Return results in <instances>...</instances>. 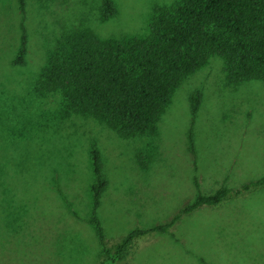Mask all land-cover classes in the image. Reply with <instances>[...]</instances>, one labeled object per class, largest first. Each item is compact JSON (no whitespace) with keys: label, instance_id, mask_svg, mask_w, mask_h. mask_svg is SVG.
I'll return each mask as SVG.
<instances>
[{"label":"rangeland","instance_id":"374dc122","mask_svg":"<svg viewBox=\"0 0 264 264\" xmlns=\"http://www.w3.org/2000/svg\"><path fill=\"white\" fill-rule=\"evenodd\" d=\"M180 0H0V264H100L107 242L170 220L198 195L264 175V80L229 83L212 56L184 77L152 129L121 136L39 82L75 35L144 36L156 5ZM107 184L94 210L92 151ZM130 264H264V186L183 213L136 238Z\"/></svg>","mask_w":264,"mask_h":264},{"label":"trees","instance_id":"16d2710c","mask_svg":"<svg viewBox=\"0 0 264 264\" xmlns=\"http://www.w3.org/2000/svg\"><path fill=\"white\" fill-rule=\"evenodd\" d=\"M18 3L23 33L17 60L24 62L26 0ZM113 10V0H104L103 14ZM212 56L222 58L229 83L264 80V0H180L171 6L156 5L144 36L104 39L91 31L80 32L70 52L51 56L39 82L48 89L64 90L73 110L103 118L121 136H135L155 126L174 88ZM92 159L95 210L107 182L95 149ZM196 186V200L170 220L135 228L112 243L106 241L93 211L91 222L102 250L100 264H130L136 238L166 231L183 213L200 206L221 205L264 186V175L237 188L220 187L209 193H203L198 182Z\"/></svg>","mask_w":264,"mask_h":264}]
</instances>
